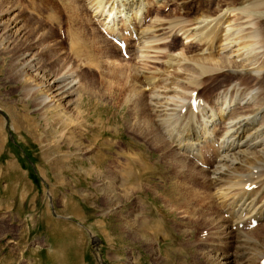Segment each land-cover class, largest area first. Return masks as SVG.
I'll use <instances>...</instances> for the list:
<instances>
[{"label": "bare ground", "instance_id": "6f19581e", "mask_svg": "<svg viewBox=\"0 0 264 264\" xmlns=\"http://www.w3.org/2000/svg\"><path fill=\"white\" fill-rule=\"evenodd\" d=\"M77 1L76 4L50 2V5L59 11L61 20L67 18L75 24L88 26L90 31L86 36L92 45L95 47V41L101 39L115 50L117 60L125 63L109 65L108 69L104 65L106 70L98 71V74H102V81L105 79L104 83L100 82L101 88L105 86L104 90L92 81L86 82L87 77L81 71L96 72L97 66L101 65H98L97 59L103 61L100 58L107 56L104 59L109 62L112 54L101 49L98 53L100 58L93 59L95 53L92 51L94 49L91 50V43L87 44L81 35H77V29L71 27L70 22V28L66 29L58 21L57 33L62 42L69 45L57 57L60 60L63 56V61L49 69L41 54L50 49L51 42L46 47L42 43L54 30L43 27L40 24L45 22L33 17L40 25L39 28H32L35 36L37 34L39 46L31 50L28 43L27 48L13 53L11 65L15 66V70L10 76L15 83L22 85L21 92L25 98L36 94L32 97V103L39 113L38 118L45 121L51 131L57 129L61 136L65 135L67 128H70L69 136L75 133L81 135L84 131L81 130L91 125L87 118L89 116H84L86 98L91 99L90 106L93 105L98 117L95 121L98 137L104 138L105 133L112 129L115 109L121 111L126 108L132 117L134 106H140L144 124L152 132V140H158L153 146L160 150L161 159L154 164H150L154 159L149 163L144 159H135L123 175L129 178L132 169L142 170L147 165L145 171L153 177L156 170L162 172L157 175L158 180L163 181L167 177L170 185L165 187V193L169 198L161 196V207L158 208L162 213L157 209L166 222L167 211L174 217L178 213L184 219L193 216L197 207L206 204L216 206L220 212L219 218L210 212L218 222V227L211 224L213 228L217 227L212 246L220 249L232 243L233 248H230L234 250L228 255L223 249V252L219 250V254L209 249V255L202 248L212 264H264V242L260 243L264 239L261 232V229L264 230V0L239 9H230V4L220 0L213 11L208 10L206 14L190 20L188 17L175 19L165 14L166 2H163V12L161 9L154 12L148 8L144 11L145 0ZM107 8L109 14L105 16ZM16 9L17 6L0 12V16L12 15L11 18L0 19L2 51L12 50L15 44L24 43L28 38L30 28L22 23L21 15L15 14ZM129 9L135 10L132 18L126 16ZM90 12L93 15L90 16ZM149 17L151 20L148 22L151 23H146ZM48 20L53 22L54 18L49 16ZM133 21H138V29ZM196 24L200 26L192 29ZM183 31L188 39L198 38L200 45L194 46L196 50H189L192 44L178 49L175 39L166 41ZM109 36L112 40L108 39ZM55 42L61 45L59 40ZM119 42L124 45L125 55H122ZM161 61L162 66H155ZM134 62L138 65H134ZM120 78L123 80L121 87L117 83ZM210 89H213L211 94L208 93ZM115 95L122 98L109 100L108 97ZM107 105L111 107L108 111L104 109ZM104 111L106 116L102 117ZM105 141L101 144L110 145L109 140ZM58 145L56 142L55 146ZM151 153L154 155L153 151ZM162 154H165V158ZM171 163L177 164L178 169L171 166L175 170L169 171ZM157 164L161 168L156 167ZM127 185L130 193H141L143 188L155 190L152 183L147 181H131ZM66 209L75 215L71 208ZM132 221H129L131 229L136 226ZM255 222L257 225H254ZM200 227L203 228L201 224ZM135 230L134 241L137 236L146 237V232L140 226ZM259 230L260 233H257ZM175 233L180 235L183 232L175 229ZM256 233H262L261 239L256 238ZM182 236L187 237L186 234ZM171 249L170 255L176 256L175 248ZM240 250L244 251L240 253Z\"/></svg>", "mask_w": 264, "mask_h": 264}, {"label": "rangeland", "instance_id": "374dc122", "mask_svg": "<svg viewBox=\"0 0 264 264\" xmlns=\"http://www.w3.org/2000/svg\"><path fill=\"white\" fill-rule=\"evenodd\" d=\"M219 1L145 0L144 11L147 8L154 12L157 9H161L162 12L167 10L164 13L172 15L175 19L188 17L187 19L190 20L200 14H206L208 10L213 11ZM223 1L230 4V9H239L246 8L260 0ZM50 2L78 3L77 0H0V12L17 6L15 14L21 15L22 23H26L30 28L26 43L19 42L13 46L12 50H0V109L3 110H0V134L2 135H0L2 143L0 147V264H212L206 254H209V249L216 254H219V250L222 251V249L224 253L232 254L234 250L231 249L233 248L232 243L231 245L230 243L225 244L220 249L212 246L217 233L215 230L218 227L217 218L220 214L216 206L206 204L203 207H197V213L195 212V215L193 214L191 217H185L186 220L180 218L178 213L174 217L167 211L166 222L159 216L158 210L161 213L162 211L158 207H161V196L169 198L165 193V187L170 185L167 177L165 176L163 181L158 180L157 175L160 171L156 170V176L153 177L151 173L145 171L147 165L142 170L132 169L129 178L123 175L128 165L131 167L136 160L144 159L146 163H149L154 159L150 163L154 164L161 159L160 150L156 149L155 145L153 146L158 140L156 138L152 140V132L144 124L140 106H134L132 117L129 116L126 108H122L121 111L115 109L112 117L114 119L112 120L113 130L107 131L104 138L98 137L99 131H97L95 122L98 117L95 116L93 105L90 106L91 99L86 98L85 107L87 108H84V116H89L87 118L91 125L83 128L81 131H84L81 135L75 133L69 136L70 128H67L65 135L61 136L57 129L51 131L50 127H46L45 121L38 118L37 114L39 113L32 103V97L36 94L25 98L21 92L22 85L15 83L10 76L15 70V66L11 65L13 53L18 49L27 48L28 43L31 44V50H35L39 44L37 43V34L35 36V31L32 30L42 25L46 28L50 27L54 31L52 35H47L46 41L44 40L42 43L46 47L51 42L50 49L43 52L41 58L47 63L49 69L56 66L57 62H62L64 57L61 56L60 60L57 57L69 43L64 44L58 35L56 26L58 21H60L58 24H62L66 29L70 28L71 23V27L77 29V35H81L80 37L87 44L89 42L91 45L93 44L88 35L86 36L90 31L88 26L75 24L67 18V20L65 18L61 20L59 11L52 7ZM163 2H166V9L163 8L165 5ZM134 12L135 10L129 9L126 16L132 18ZM91 13H89L90 16L93 15ZM107 14H109L108 8L104 12L105 16ZM9 16L11 18L12 15L6 14L0 16V19H7ZM49 16L54 18L53 22L48 20ZM33 17L39 18L45 23L39 25L32 19ZM207 18L209 20V17ZM150 20V17L147 18L146 23H151L148 22ZM133 22L137 27L138 21ZM198 26L200 25L196 24L192 26V29L198 28ZM183 33L184 31L178 32L166 41L172 42L175 39L178 49L183 48L184 45L192 44L189 50H196L194 46L200 45L198 38L188 39ZM108 39L112 40L110 36ZM55 40H59L61 45L56 44ZM96 41V52L95 47L90 46L95 53L93 59L100 58L98 53L102 51L101 49H105L108 54H112V62L109 59V62L104 59L107 56L101 57L100 60H106V62L104 61L103 64V61L97 59L101 68L97 66L96 72L91 70L81 72L86 75V82L92 81L99 89L104 90L105 86L101 88V84L105 79L103 78L102 81L100 77L102 74H98V71H105L106 65L108 69L109 65L111 67L112 64L125 62L117 60L113 48L99 42L98 39ZM21 45L23 46L20 47ZM97 46L99 51H97ZM125 54L126 52L123 51L122 55ZM121 59L124 60V58ZM113 60L117 62H113ZM135 63L134 65H138ZM155 66H162V61ZM91 67L94 68L93 65ZM117 83L121 87L123 80L120 78ZM212 91L213 89H210L208 93L211 94ZM92 94L95 95V93ZM108 98L118 101L122 96L115 95ZM110 108L107 105L104 109L108 111ZM106 111L102 113L105 114ZM105 116L106 114L102 117ZM129 125H132L131 131L128 129ZM61 129L62 127H60ZM118 131L119 133H117ZM107 139L110 145H102L101 143L105 140L106 143ZM56 142L59 143L58 146H55ZM151 151L154 152V155ZM164 155L162 154L163 158H165ZM105 158L107 160H104ZM171 166L178 169L177 164L171 163L168 166L169 171L175 170ZM156 167L161 168L159 164ZM131 181L150 182L155 190L149 191L147 188H143L141 193L139 191L130 193L127 184H130ZM124 193L125 195H122ZM65 206L71 208L75 215L70 213L72 211L64 208ZM198 209L203 211H198ZM210 209L211 211H209ZM210 212L217 218L215 219L213 214L210 215ZM209 217L213 219V222ZM199 218L202 220L201 222ZM204 219L208 222L205 223ZM129 221H132L137 227L134 226L131 229ZM212 223L217 227L213 228ZM200 224L203 228L200 227ZM205 224L210 226L207 225V228ZM254 224L256 225V223ZM138 225L147 235L142 238L136 235L134 241L133 230L137 232L135 229L139 228ZM206 228L209 230L207 231ZM175 229H180L182 234H186L187 237L176 234ZM209 231L212 232L211 235ZM261 232L264 235L263 229ZM257 233H260V230ZM257 233L256 238L261 239L262 233ZM203 234L205 235L203 236ZM262 241L264 242V239H261L260 243ZM171 248H175L176 256L174 257L170 255ZM196 249L198 250L196 251ZM200 250L203 252H199ZM243 251L240 250V253ZM203 257H205L204 260H202ZM239 260L240 258H238Z\"/></svg>", "mask_w": 264, "mask_h": 264}]
</instances>
